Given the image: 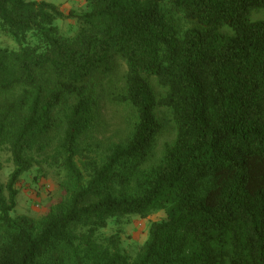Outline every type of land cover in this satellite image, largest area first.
<instances>
[{"label":"trees","instance_id":"trees-1","mask_svg":"<svg viewBox=\"0 0 264 264\" xmlns=\"http://www.w3.org/2000/svg\"><path fill=\"white\" fill-rule=\"evenodd\" d=\"M264 0H0V264H264ZM66 19L77 29L64 33ZM186 24H183L182 22ZM108 98L135 115L96 142ZM171 135L161 147L162 137ZM6 157V159H5ZM78 160H81L82 167ZM56 170L40 218L18 184ZM132 258L111 220L147 219Z\"/></svg>","mask_w":264,"mask_h":264},{"label":"rangeland","instance_id":"rangeland-1","mask_svg":"<svg viewBox=\"0 0 264 264\" xmlns=\"http://www.w3.org/2000/svg\"><path fill=\"white\" fill-rule=\"evenodd\" d=\"M32 1H44L55 4L66 15L69 14L70 10L81 11L85 8V0ZM251 17L253 21H264V9L253 11ZM182 23L186 24L184 21ZM59 25L64 33L76 31L77 29L76 22L72 19L59 22ZM0 41L4 46L15 47L14 43L6 37L0 36ZM134 122L135 115L130 107L116 104L106 98L102 104L93 136L96 142L103 146L110 143L122 142L127 138L133 128ZM170 139V134L162 137L159 142L160 147ZM78 162L79 166L82 167L81 160H78ZM11 171V163H5L4 169L0 174L3 183H7ZM17 188L19 196L14 216L27 215L40 218L48 212L52 203L60 196L57 171L48 168L46 165L37 166L30 173L26 174ZM164 218V212H157L147 219L129 217L121 220H111L108 226L99 232V239L103 240L113 235H118L121 239L124 252L134 258L146 242L151 225Z\"/></svg>","mask_w":264,"mask_h":264}]
</instances>
